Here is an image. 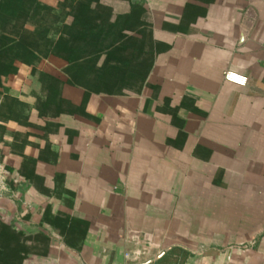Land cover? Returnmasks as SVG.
<instances>
[{"label":"crops","instance_id":"1","mask_svg":"<svg viewBox=\"0 0 264 264\" xmlns=\"http://www.w3.org/2000/svg\"><path fill=\"white\" fill-rule=\"evenodd\" d=\"M91 7L82 68L1 59L11 264H264V0Z\"/></svg>","mask_w":264,"mask_h":264},{"label":"trees","instance_id":"2","mask_svg":"<svg viewBox=\"0 0 264 264\" xmlns=\"http://www.w3.org/2000/svg\"><path fill=\"white\" fill-rule=\"evenodd\" d=\"M93 1L63 0V4H60V7L63 8L62 15L58 14L57 17L54 16V19L51 16L53 19L51 23L58 27L56 28L58 31L57 38L44 51L41 47L36 46L33 41H30L31 39L27 37L25 30L21 29L18 33L15 32L16 21L21 13V18H24L25 24L33 21V14L35 13H45L46 16L43 17L47 19L49 12L56 13L54 9L42 3H30L29 0H0V35L3 36L0 39V65L2 64L1 59L7 58L8 53H11L18 59H29L32 62L40 59V57L47 58L51 55H61L70 65L80 64L79 66L82 68L88 62V53L95 40H92V38L90 40L88 37V32L93 27L88 16L104 14L103 8L91 7ZM67 18L73 19L72 25H65ZM75 26L80 29L77 33L74 32ZM40 29L41 31L44 30L42 32L45 35L43 38H47L50 31L48 24L41 26ZM4 33L9 37H5ZM40 35L42 37L41 33ZM11 239H16V236L10 232L8 226L0 222V242L10 244ZM0 264H11L7 252L2 247H0ZM15 264H22L20 258L15 260Z\"/></svg>","mask_w":264,"mask_h":264},{"label":"rangeland","instance_id":"3","mask_svg":"<svg viewBox=\"0 0 264 264\" xmlns=\"http://www.w3.org/2000/svg\"><path fill=\"white\" fill-rule=\"evenodd\" d=\"M29 1H30V3L37 2V3L41 4V0H29ZM45 1H49L50 4L54 5L53 7L49 6V8H53L56 13H50L49 12L47 19H45V17H43V16H46L45 13H43V14L37 13L38 15L35 13V14H33L34 15L33 21L31 23H27V24H25L24 18L23 17L21 18V15H22V13H21V14H19L20 17H18V20L16 21L17 25H16V29H15V32H17V33L21 29L25 30L27 37L29 39H31L30 41H33V43L36 44V46L41 47V49L44 51L46 48H49L50 44L57 38V35H58V33H57L58 31L56 29L58 27L53 25L51 22L53 21L54 16L57 17L58 14L62 15V13H63V8H61L59 6V4H63V2H62L63 0L62 1L61 0H45ZM67 1H70V0H67ZM57 3H58V6L56 5ZM51 16H53V19ZM47 21H48V23H47ZM45 24L46 25L48 24V27L50 29V31L48 32L47 38L46 37L43 38L45 36L42 33L44 30L41 31L42 28L40 29V27L45 26ZM40 33L42 34V37H41ZM11 241H13V240L11 239ZM15 241H17V240L14 239V242ZM6 243L9 244L8 242H6Z\"/></svg>","mask_w":264,"mask_h":264},{"label":"built area","instance_id":"4","mask_svg":"<svg viewBox=\"0 0 264 264\" xmlns=\"http://www.w3.org/2000/svg\"><path fill=\"white\" fill-rule=\"evenodd\" d=\"M227 82L238 85V86H246L248 79L242 76H239L234 73H228L225 76ZM6 172L3 168H0V192L7 190L6 185Z\"/></svg>","mask_w":264,"mask_h":264},{"label":"water","instance_id":"5","mask_svg":"<svg viewBox=\"0 0 264 264\" xmlns=\"http://www.w3.org/2000/svg\"><path fill=\"white\" fill-rule=\"evenodd\" d=\"M134 3L141 2L143 0H132Z\"/></svg>","mask_w":264,"mask_h":264}]
</instances>
